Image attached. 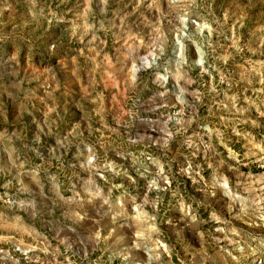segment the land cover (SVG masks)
Segmentation results:
<instances>
[{
  "label": "rangeland",
  "instance_id": "obj_1",
  "mask_svg": "<svg viewBox=\"0 0 264 264\" xmlns=\"http://www.w3.org/2000/svg\"><path fill=\"white\" fill-rule=\"evenodd\" d=\"M0 264H264V0H0Z\"/></svg>",
  "mask_w": 264,
  "mask_h": 264
}]
</instances>
